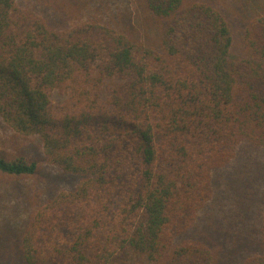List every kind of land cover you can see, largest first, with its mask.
<instances>
[{
  "label": "trees",
  "instance_id": "16d2710c",
  "mask_svg": "<svg viewBox=\"0 0 264 264\" xmlns=\"http://www.w3.org/2000/svg\"><path fill=\"white\" fill-rule=\"evenodd\" d=\"M138 1L164 24L156 49L98 20L54 27L24 0H0V119L42 155L0 151V183L46 166L66 180L24 220L0 223L15 264L220 262L200 215L214 174L242 146L264 149V15L247 22L234 60L214 5ZM251 250L237 264H264V213Z\"/></svg>",
  "mask_w": 264,
  "mask_h": 264
},
{
  "label": "rangeland",
  "instance_id": "374dc122",
  "mask_svg": "<svg viewBox=\"0 0 264 264\" xmlns=\"http://www.w3.org/2000/svg\"><path fill=\"white\" fill-rule=\"evenodd\" d=\"M199 1L214 5L226 16L233 34L231 58L240 59L244 55L246 24L254 16L264 15V0ZM22 6L45 17L54 27L98 20L155 49L160 44L158 29L164 25L147 13L138 0H24ZM38 144L30 140L25 145L13 138L12 131L0 119V151L8 157L32 152L42 158ZM41 172L28 181L0 183V223L5 220L15 225L17 220L29 216L37 204L66 187L57 171L46 166ZM50 184L58 185L50 190L44 188ZM213 189V198L200 215L199 229L211 236L214 251H220V262L215 264H237L252 251L264 213V149L242 146L230 165L214 174ZM5 235L0 234V264H15V237Z\"/></svg>",
  "mask_w": 264,
  "mask_h": 264
}]
</instances>
